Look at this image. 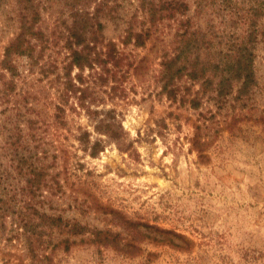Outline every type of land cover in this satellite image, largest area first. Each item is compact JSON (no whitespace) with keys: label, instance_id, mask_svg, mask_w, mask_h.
<instances>
[{"label":"rangeland","instance_id":"374dc122","mask_svg":"<svg viewBox=\"0 0 264 264\" xmlns=\"http://www.w3.org/2000/svg\"><path fill=\"white\" fill-rule=\"evenodd\" d=\"M161 1L111 0L77 45L79 2L34 0L42 32L11 73L23 4L0 0V152L43 173L13 169L0 264H264V0H182L151 24ZM242 41L253 80L219 84Z\"/></svg>","mask_w":264,"mask_h":264},{"label":"trees","instance_id":"16d2710c","mask_svg":"<svg viewBox=\"0 0 264 264\" xmlns=\"http://www.w3.org/2000/svg\"><path fill=\"white\" fill-rule=\"evenodd\" d=\"M81 6H77L75 11H73V21L70 27V34L76 40L77 45H82L84 43L85 37L88 33H96L102 29L103 24L101 23V14L106 10L107 6L110 5L111 0H76ZM95 2L96 7L94 11H90L89 8L82 6V4H88L89 2ZM226 1V0H224ZM21 4L19 12L20 25L19 32L16 37L5 47L4 58L2 60L3 68H6L11 73L14 72L13 56L15 54H30V51L33 48V45L30 42V37L39 36V33L42 32L40 29L37 30L36 23L40 19V12L37 9L34 0H20ZM197 8H199L198 13L203 12L208 5L207 0H197ZM148 20L152 23L161 20L164 16H175L177 13L185 14L188 10V4L182 0H162L160 3L150 2L146 7ZM223 9V8H222ZM224 10V9H223ZM187 22H182L186 25L182 29V35L191 34L195 35L196 38L200 36V41L202 46L205 42V38L208 31L196 29H190L189 27L190 20H185ZM97 25V26H96ZM140 35V33H136ZM194 36V38H195ZM206 43V42H205ZM245 41L241 42L239 48L242 50L245 49V53L238 54L235 58L232 59L231 65L228 67L229 71L221 77L219 84H224L225 80L233 78L242 79L243 84H249L254 78L253 71V55L252 53L245 48ZM73 60L79 62L80 52L78 50L74 51ZM75 58V59H74ZM245 85V86H246ZM13 145L9 143V146L4 149L3 152H0V199L6 197L9 194V186H13L12 177L15 176L13 169L17 173L29 175L33 174V177H39L41 174V169L37 165H30L29 170H24V166L29 161L28 154L24 151L21 146H17L14 149H11L10 146ZM28 148V147H27ZM4 157V158H3ZM8 157L7 163L4 162L5 158ZM32 178V177H31ZM30 178V179H31ZM29 181V180H28ZM30 187L31 189H39V185ZM16 190L20 188L15 187ZM24 190V189H22ZM16 196V195H15ZM13 198L9 197L11 201ZM16 201V202H15ZM13 203L10 202V206L15 207L22 204V206H29V201L25 199L24 203H19L18 198ZM13 204V205H12ZM25 204V205H24Z\"/></svg>","mask_w":264,"mask_h":264}]
</instances>
